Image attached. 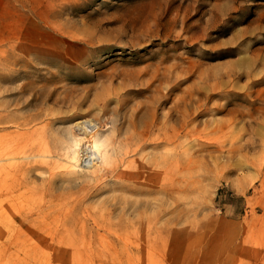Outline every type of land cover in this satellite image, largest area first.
<instances>
[{
    "label": "rangeland",
    "instance_id": "1",
    "mask_svg": "<svg viewBox=\"0 0 264 264\" xmlns=\"http://www.w3.org/2000/svg\"><path fill=\"white\" fill-rule=\"evenodd\" d=\"M17 1L0 264H264V0Z\"/></svg>",
    "mask_w": 264,
    "mask_h": 264
},
{
    "label": "bare ground",
    "instance_id": "2",
    "mask_svg": "<svg viewBox=\"0 0 264 264\" xmlns=\"http://www.w3.org/2000/svg\"><path fill=\"white\" fill-rule=\"evenodd\" d=\"M90 143H91V140L87 139V137H84L82 139V141L80 142L79 148L77 149V151H75V153L77 152L80 155V158L78 160L77 158L73 160L72 165L74 167L79 168V169H82L83 167H89V166L91 167V163L94 162L95 156H94L93 150L91 149ZM133 213H135V211ZM41 240L55 242L54 238H51L50 240L46 238H41Z\"/></svg>",
    "mask_w": 264,
    "mask_h": 264
},
{
    "label": "crops",
    "instance_id": "3",
    "mask_svg": "<svg viewBox=\"0 0 264 264\" xmlns=\"http://www.w3.org/2000/svg\"><path fill=\"white\" fill-rule=\"evenodd\" d=\"M17 2V0H0V7L18 6ZM0 32L4 33L3 29H0Z\"/></svg>",
    "mask_w": 264,
    "mask_h": 264
}]
</instances>
